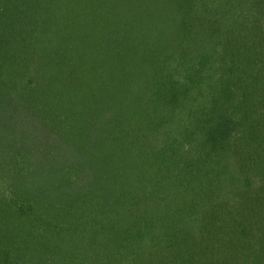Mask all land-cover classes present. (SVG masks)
Listing matches in <instances>:
<instances>
[{"label":"trees","instance_id":"16d2710c","mask_svg":"<svg viewBox=\"0 0 264 264\" xmlns=\"http://www.w3.org/2000/svg\"><path fill=\"white\" fill-rule=\"evenodd\" d=\"M0 264H264V0H0Z\"/></svg>","mask_w":264,"mask_h":264}]
</instances>
